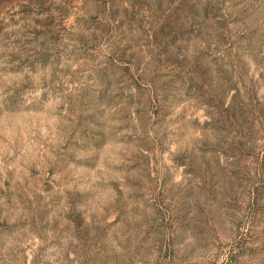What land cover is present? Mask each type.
<instances>
[{"label": "rangeland", "instance_id": "rangeland-1", "mask_svg": "<svg viewBox=\"0 0 264 264\" xmlns=\"http://www.w3.org/2000/svg\"><path fill=\"white\" fill-rule=\"evenodd\" d=\"M0 264H264V0H0Z\"/></svg>", "mask_w": 264, "mask_h": 264}]
</instances>
